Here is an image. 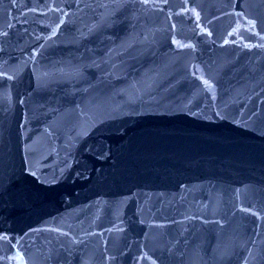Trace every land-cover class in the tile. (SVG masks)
Here are the masks:
<instances>
[{
	"label": "water",
	"instance_id": "1",
	"mask_svg": "<svg viewBox=\"0 0 264 264\" xmlns=\"http://www.w3.org/2000/svg\"><path fill=\"white\" fill-rule=\"evenodd\" d=\"M0 264H264V0H0Z\"/></svg>",
	"mask_w": 264,
	"mask_h": 264
},
{
	"label": "snow or ice",
	"instance_id": "2",
	"mask_svg": "<svg viewBox=\"0 0 264 264\" xmlns=\"http://www.w3.org/2000/svg\"><path fill=\"white\" fill-rule=\"evenodd\" d=\"M3 237H0V239H2Z\"/></svg>",
	"mask_w": 264,
	"mask_h": 264
}]
</instances>
